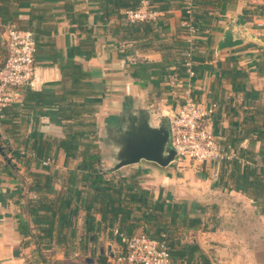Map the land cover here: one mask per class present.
Returning a JSON list of instances; mask_svg holds the SVG:
<instances>
[{
	"label": "crops",
	"instance_id": "obj_1",
	"mask_svg": "<svg viewBox=\"0 0 264 264\" xmlns=\"http://www.w3.org/2000/svg\"><path fill=\"white\" fill-rule=\"evenodd\" d=\"M128 1L0 0V65L7 25L32 31L37 48L34 84L0 118V264H99L100 254L128 264L116 259L120 234L156 230L158 201L169 241L197 244L213 264H264V201L250 197L253 187L234 188L246 165L256 174L249 180L264 182V0H198L208 20H198L194 44L181 0H154L160 15L135 27ZM230 24L243 42L219 49ZM191 48L192 90L215 104L204 124L232 159L192 161L205 170L196 176L176 170L179 161L101 170L113 162L110 134L123 112L140 103L157 125L180 108L181 53ZM97 157L98 176L86 166Z\"/></svg>",
	"mask_w": 264,
	"mask_h": 264
},
{
	"label": "built area",
	"instance_id": "obj_2",
	"mask_svg": "<svg viewBox=\"0 0 264 264\" xmlns=\"http://www.w3.org/2000/svg\"><path fill=\"white\" fill-rule=\"evenodd\" d=\"M185 9L183 26L191 44L199 36V25L195 10L196 0H184ZM160 15L154 0H140L138 7L128 9L125 18L128 22H145L155 20ZM5 45L7 57L0 66V118L5 109L21 98L19 88L33 85L36 75L35 54L36 40L30 30H22L16 25L6 26ZM184 50L182 56L186 66L187 80L181 81L185 89L181 95L183 102L180 108L169 117L171 121L172 146L176 150L175 161H196L211 166L220 165L223 160L232 159L230 148L220 145L212 130L205 126L206 118L215 110V104L206 106L194 94L191 80L195 76L193 52ZM51 157H46L42 164L48 165ZM125 250L117 257L121 263L128 264H188L183 260H174L166 241L153 239L146 233L133 235L120 234Z\"/></svg>",
	"mask_w": 264,
	"mask_h": 264
},
{
	"label": "water",
	"instance_id": "obj_3",
	"mask_svg": "<svg viewBox=\"0 0 264 264\" xmlns=\"http://www.w3.org/2000/svg\"><path fill=\"white\" fill-rule=\"evenodd\" d=\"M239 19L244 23L243 15ZM233 24L228 26L224 38L218 43V48H231L243 42V38L235 37L232 32ZM118 121L121 129L112 138L113 162L103 171H114L124 165L134 164L141 160H149L161 166H167L175 161L176 150L172 146L170 117H163L159 124L153 123V111L143 108L140 103L132 109L123 112ZM1 138V134H0ZM0 152L3 147L0 145ZM92 262L93 258H87Z\"/></svg>",
	"mask_w": 264,
	"mask_h": 264
},
{
	"label": "trees",
	"instance_id": "obj_4",
	"mask_svg": "<svg viewBox=\"0 0 264 264\" xmlns=\"http://www.w3.org/2000/svg\"><path fill=\"white\" fill-rule=\"evenodd\" d=\"M155 2V1H154ZM181 7L182 10L184 11L185 9V4H184V0H181ZM197 4H198V0H196ZM140 4V0H129L127 3L122 4L126 7V10L128 9H133L138 7V5ZM195 15H196V20L198 22V20L202 19H207L205 12L200 11L197 7V9L195 10ZM151 21V20H150ZM149 21H145V22H130V25H132L133 27H135V24H140V23H147ZM153 22V21H151ZM150 23V22H149ZM186 29V27H184ZM183 52V50H182ZM182 54V53H181ZM145 63V62H144ZM147 64V63H146ZM1 66V65H0ZM183 67V68H182ZM184 67H186L185 65H181L180 64V69H184ZM136 75H138L136 73ZM114 118V116L112 117ZM100 158H94L92 160H89L90 163L86 164L87 167L91 168V172L94 173V175L98 176L100 174V171L98 169V167L95 165V162H99ZM86 162V161H84ZM239 162H234V172L235 170H237V165ZM251 175H256L255 174V170L253 168H250L249 165H246L244 167V175H243V181L240 184L239 183V178H234L235 184H234V188L237 190H240L242 192H248L249 187H253V189L251 190L250 193H248L250 195V197L254 198V199H262L264 201V182L263 180H258V179H254V180H249ZM97 187V186H95ZM152 206H154V208L158 211L156 214H151L150 217H152L154 219L155 225L157 226L156 230L154 231H147L146 234L153 238V239H158V240H164L168 243L169 248H170V253H171V257L172 259L175 261L179 260H183L185 262H187L188 264H191L193 258H195L196 254H199V262L197 264H213L208 257H206L201 248L197 245V244H190L187 246H182L181 244H177L175 243L173 240L169 241V237H167V233H171L172 230L171 229H167L168 226L165 224H161L159 223V219L162 216V214H164V208H163V203L161 201L156 202V204H153ZM179 213V212H177ZM263 213H264V208H263ZM174 221H178L179 219H177V217L175 215H173ZM180 223L183 224V220L180 218ZM88 231H92L93 227L92 226H88L87 228ZM162 232H166L165 235L162 234ZM127 235H133V234H127ZM178 245V247H177ZM125 250V247H124ZM117 259V258H116ZM98 262L99 264H108V258L104 256V254H100V257L98 258Z\"/></svg>",
	"mask_w": 264,
	"mask_h": 264
},
{
	"label": "rangeland",
	"instance_id": "obj_5",
	"mask_svg": "<svg viewBox=\"0 0 264 264\" xmlns=\"http://www.w3.org/2000/svg\"><path fill=\"white\" fill-rule=\"evenodd\" d=\"M174 166H175L176 170H178L177 168H183V169H186V170L187 169L189 170L191 168L192 170H190V171L195 172L194 176H196V174L199 173V172L205 171L204 168L201 166V164L197 163V165H195V162H192V161L191 162L179 161V162H176L174 164Z\"/></svg>",
	"mask_w": 264,
	"mask_h": 264
},
{
	"label": "flooded vegetation",
	"instance_id": "obj_6",
	"mask_svg": "<svg viewBox=\"0 0 264 264\" xmlns=\"http://www.w3.org/2000/svg\"><path fill=\"white\" fill-rule=\"evenodd\" d=\"M120 129H121V128H119L118 130H120ZM118 130H116V131L118 132ZM117 132H116V133H117ZM110 136L113 138V137L115 136V134H112V133H111Z\"/></svg>",
	"mask_w": 264,
	"mask_h": 264
}]
</instances>
